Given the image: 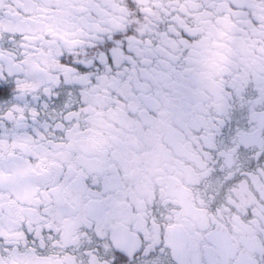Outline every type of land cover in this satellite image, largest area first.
I'll use <instances>...</instances> for the list:
<instances>
[{
    "label": "snow or ice",
    "instance_id": "snow-or-ice-1",
    "mask_svg": "<svg viewBox=\"0 0 264 264\" xmlns=\"http://www.w3.org/2000/svg\"><path fill=\"white\" fill-rule=\"evenodd\" d=\"M125 7L144 28L100 0L0 18V264H264V206L213 220L264 169V0Z\"/></svg>",
    "mask_w": 264,
    "mask_h": 264
},
{
    "label": "flooded vegetation",
    "instance_id": "flooded-vegetation-1",
    "mask_svg": "<svg viewBox=\"0 0 264 264\" xmlns=\"http://www.w3.org/2000/svg\"><path fill=\"white\" fill-rule=\"evenodd\" d=\"M135 2L141 3L144 2V0H135ZM148 2L158 6L173 5L174 7L178 0H147L146 3ZM19 3L20 0H0V18L7 17L9 20H14L19 12L17 8V4ZM126 3L127 0H125L123 5H121L123 11L117 15L123 18V22L125 24H135L138 26V28H144L146 18L145 20L139 19L135 10H129L127 7H125ZM181 10L183 11V9ZM155 15L158 19L165 18L160 13H156ZM188 155L189 153H179L175 158V163L178 166H183V163L185 162ZM193 158L196 161L195 165L193 168L185 169V172L194 173L199 166L198 157L194 154ZM135 174L149 180L153 179V177L150 175V170H146L144 168L137 169ZM261 174H264V169H258L257 173L255 174L250 173L248 179L246 180L242 179L240 184L236 185L233 189H230L232 195L227 197L229 204L232 206L230 207L228 204L222 203L219 209H217V215L219 216V219L213 217V220H215V222L224 229L225 233L231 234L230 229L232 232L243 233L253 225H257V227H259L257 224V217L259 216L258 209L264 206L261 205V201H264V184L256 179V177L260 176ZM130 190L135 191L139 189L135 188ZM233 196L235 197L234 199ZM209 199H211V197H209ZM153 206L149 209L150 213L153 211ZM249 206L252 207V210L256 213V215L252 220L245 221L241 219V217L247 213Z\"/></svg>",
    "mask_w": 264,
    "mask_h": 264
},
{
    "label": "clouds",
    "instance_id": "clouds-1",
    "mask_svg": "<svg viewBox=\"0 0 264 264\" xmlns=\"http://www.w3.org/2000/svg\"><path fill=\"white\" fill-rule=\"evenodd\" d=\"M144 2L146 3L147 0H144ZM100 3L101 5H107L108 9H110V11H108L107 9L102 8L101 11H106L108 15H112V14L117 15L123 11V8L121 7V5L125 3V0H118V2L117 0H100ZM193 156H194V153H189L188 157L183 163V166H179L180 171L177 173L175 177L177 182H180L181 180L185 182L187 181V176L182 175V172H185V169L187 168H193V166L196 163ZM256 179H258L262 184H264V174H261L260 176L256 177ZM169 210H170V206L168 205L156 204L153 206L152 213L157 217L160 224H163L164 219L167 217Z\"/></svg>",
    "mask_w": 264,
    "mask_h": 264
}]
</instances>
